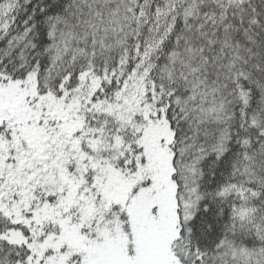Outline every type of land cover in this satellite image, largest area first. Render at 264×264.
<instances>
[{"label":"snow or ice","instance_id":"6c2138e0","mask_svg":"<svg viewBox=\"0 0 264 264\" xmlns=\"http://www.w3.org/2000/svg\"><path fill=\"white\" fill-rule=\"evenodd\" d=\"M0 264H264V0H0Z\"/></svg>","mask_w":264,"mask_h":264}]
</instances>
